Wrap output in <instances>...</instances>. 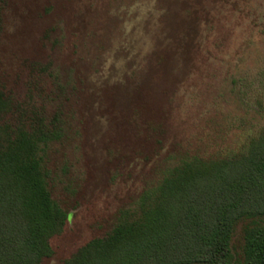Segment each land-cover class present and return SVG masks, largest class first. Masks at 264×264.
Wrapping results in <instances>:
<instances>
[{
  "label": "trees",
  "instance_id": "obj_1",
  "mask_svg": "<svg viewBox=\"0 0 264 264\" xmlns=\"http://www.w3.org/2000/svg\"><path fill=\"white\" fill-rule=\"evenodd\" d=\"M164 1L182 6L196 29L184 37H195L196 45L190 49L160 22L166 6L157 0L160 17L149 39L158 64L146 69L152 79L146 83L140 79L144 53L130 57L125 117L117 112L122 99L104 88L108 80L101 73L84 74L83 81L75 62L53 66L49 54L76 37L91 47L99 38H120L127 22L138 19L139 0H0V264H57L51 241L66 232L86 185L84 171L72 170L82 131L72 105L79 106L83 91L86 110L96 106L106 115L124 153L122 162L108 160L110 180L127 170L125 183L138 188L124 192L97 222L103 236L96 234L59 264H264V129L227 153H208L201 140L179 134L170 108L178 111L184 101L181 78L195 67L205 31L186 0ZM240 1L219 0L230 12ZM112 11L122 17L103 28L100 17ZM103 48L89 50V72L104 66ZM37 55L46 56V67ZM143 110L150 119H143ZM148 121L155 126L145 134Z\"/></svg>",
  "mask_w": 264,
  "mask_h": 264
},
{
  "label": "rangeland",
  "instance_id": "obj_2",
  "mask_svg": "<svg viewBox=\"0 0 264 264\" xmlns=\"http://www.w3.org/2000/svg\"><path fill=\"white\" fill-rule=\"evenodd\" d=\"M139 1L143 7L138 19L135 22H127L120 38L109 40L99 38L92 44L95 50H98V44L104 46L100 55L101 59L105 60L102 68L93 69L94 71L91 72L87 69L89 66L85 62V57L92 48L91 45L83 46L87 39L82 41L81 38L76 37L72 43L65 41L62 47H56L53 53L49 54L53 56V66L60 62L61 66L67 67L71 62H75L81 80L84 79V74L92 77L98 76L95 73H101L102 77L108 80L104 88H109L113 94L122 99L119 101L121 103L117 104V112L125 117L130 113L126 102H129L126 89L132 83L128 78V62L133 60L130 57L139 52L144 53L141 59L145 67L140 72V79L146 83H152L146 69L149 66L155 70L158 64L149 39L160 17V11L156 8L158 2L157 0ZM186 2L196 11V15H200L199 25L205 31V41L203 50L199 48L196 51L199 55L194 61L195 67L190 74L185 78H181V73L179 74L184 80L179 87L181 88L179 94L183 95L184 101L180 103L179 99L174 97L180 109L175 111L171 107L169 115L179 134L201 140L206 145L208 153L215 152V149L223 153L236 152L243 148L249 137L264 129V0L245 2L242 0L236 12L223 11L219 0H186ZM163 3L166 12L161 16L160 22L182 35L185 43L193 49L196 45L195 37L188 41L184 36L189 32L193 36L196 29L190 25L189 19L183 18L182 6L177 7L173 1L163 0ZM76 9L78 11V8ZM117 12L112 11L109 16L100 17L99 20L105 18L103 28L113 26L115 19L122 17ZM73 16L77 17V12H73L71 17ZM32 27L30 22L28 29L31 30ZM96 31L98 34L103 32L99 29ZM147 42L150 43L149 47L145 45ZM74 44L77 47L73 52L70 50L75 46ZM75 54H79L80 58ZM34 58L41 62V66H47L46 56L37 55ZM86 101L83 91L80 94L79 106L72 105L82 130L78 149L74 155L80 167H77L76 161L72 170L76 174L84 171L86 175V185L81 200L83 204L71 223L66 226V234L51 241L57 253V264L70 257L96 234L97 237L103 236L105 231L98 229L97 222L113 211L125 194L138 188L133 181L125 183L127 170H121V176L114 182L110 180L112 169L108 171L110 168L108 160L115 157L114 161L117 163L121 161L124 153L117 148L118 144L112 137L109 123L105 120L106 115L100 116L96 106H89L86 110L88 107ZM107 101L110 104L109 97ZM140 114H143V119H150L144 110ZM146 123L148 128L145 130L143 127L145 134L150 133L151 126H155V122ZM169 143H171L170 139L166 141V144ZM141 176L142 174L139 175V180ZM42 264H50L49 259L43 260Z\"/></svg>",
  "mask_w": 264,
  "mask_h": 264
}]
</instances>
